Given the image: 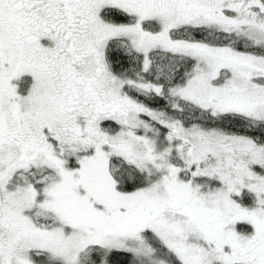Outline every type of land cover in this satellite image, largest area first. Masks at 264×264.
<instances>
[{
  "label": "snow or ice",
  "instance_id": "snow-or-ice-1",
  "mask_svg": "<svg viewBox=\"0 0 264 264\" xmlns=\"http://www.w3.org/2000/svg\"><path fill=\"white\" fill-rule=\"evenodd\" d=\"M0 264H264V0H0Z\"/></svg>",
  "mask_w": 264,
  "mask_h": 264
}]
</instances>
